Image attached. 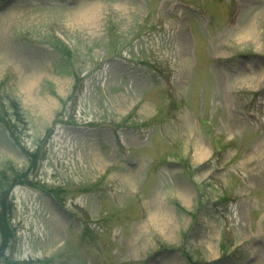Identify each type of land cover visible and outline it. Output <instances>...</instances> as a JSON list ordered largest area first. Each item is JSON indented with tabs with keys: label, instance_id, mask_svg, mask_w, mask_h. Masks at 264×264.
<instances>
[{
	"label": "rangeland",
	"instance_id": "374dc122",
	"mask_svg": "<svg viewBox=\"0 0 264 264\" xmlns=\"http://www.w3.org/2000/svg\"><path fill=\"white\" fill-rule=\"evenodd\" d=\"M58 32L84 72L113 57L76 111ZM45 257L264 264V0H0V264Z\"/></svg>",
	"mask_w": 264,
	"mask_h": 264
},
{
	"label": "bare ground",
	"instance_id": "6f19581e",
	"mask_svg": "<svg viewBox=\"0 0 264 264\" xmlns=\"http://www.w3.org/2000/svg\"><path fill=\"white\" fill-rule=\"evenodd\" d=\"M50 110H51V108H50V109H48V112H50Z\"/></svg>",
	"mask_w": 264,
	"mask_h": 264
}]
</instances>
